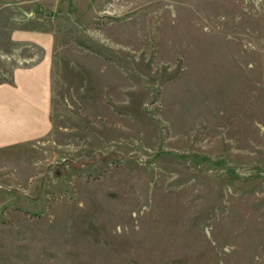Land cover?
<instances>
[{
    "label": "rangeland",
    "instance_id": "rangeland-1",
    "mask_svg": "<svg viewBox=\"0 0 264 264\" xmlns=\"http://www.w3.org/2000/svg\"><path fill=\"white\" fill-rule=\"evenodd\" d=\"M11 83L0 264H264V0H0Z\"/></svg>",
    "mask_w": 264,
    "mask_h": 264
},
{
    "label": "crops",
    "instance_id": "crops-1",
    "mask_svg": "<svg viewBox=\"0 0 264 264\" xmlns=\"http://www.w3.org/2000/svg\"><path fill=\"white\" fill-rule=\"evenodd\" d=\"M41 77H43L42 78V80H41V83H40V80H39V78H41ZM41 77H35L34 76V78L35 79H33V77H26V79H25V83H23V85L25 84V85H32V82H33V84H34V87H33V89H36V90H38L37 89V83H38V86L40 87V85L42 84V83H44L45 84V82H46V79L44 78V73L41 75ZM21 82H22V79H19ZM45 80V81H44ZM34 82H36V84L34 83ZM44 84H42V87L44 88L45 87V85ZM18 85H20V83L19 84H14V83H11V85H6V87H0V99H1V97H2V95H3V93H6V92H9L10 91V93H12V94H10V95H12L13 97L12 98H10V100H12V102L14 103V102H17L16 100L18 99V98H20L21 96H24L23 95V93H22V91H20V90H22L23 89V87L22 86H18ZM22 85V84H21ZM44 85V86H43ZM20 87V88H19ZM25 88H26V94L27 95H31L32 94V91L31 90H33V89H31V88H28L27 86H25ZM42 94L44 93V92H41ZM25 98H27V97H25ZM24 98V99H25ZM25 100H27V99H25ZM17 116L15 115V118H16Z\"/></svg>",
    "mask_w": 264,
    "mask_h": 264
}]
</instances>
